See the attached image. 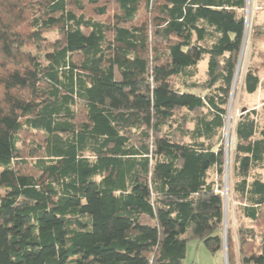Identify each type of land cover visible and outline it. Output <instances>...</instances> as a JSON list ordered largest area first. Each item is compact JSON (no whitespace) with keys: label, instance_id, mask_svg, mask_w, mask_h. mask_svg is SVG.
Returning <instances> with one entry per match:
<instances>
[{"label":"trees","instance_id":"1","mask_svg":"<svg viewBox=\"0 0 264 264\" xmlns=\"http://www.w3.org/2000/svg\"><path fill=\"white\" fill-rule=\"evenodd\" d=\"M245 6L0 0V264H182L191 240L264 264L255 108L234 127L226 225L221 193ZM249 38L253 95L264 20ZM205 56L204 81H189Z\"/></svg>","mask_w":264,"mask_h":264},{"label":"rangeland","instance_id":"2","mask_svg":"<svg viewBox=\"0 0 264 264\" xmlns=\"http://www.w3.org/2000/svg\"><path fill=\"white\" fill-rule=\"evenodd\" d=\"M244 18L247 19V29H246V39L244 42V48L242 51L240 64L238 72L236 75L234 89L232 92V97L230 104H228L229 113L226 116L225 126L223 129V139L225 146V163H224V174L223 182L221 185V193L226 195V207H229L230 211L233 213L234 202L232 200V170L234 163V152L236 137L234 133L235 123L240 118L241 114H245L255 108V117L260 125H264V82L262 81L256 92L253 95H247L241 90V84L243 75L246 69L251 65L252 59L250 51V33L254 22L264 20V0H246V6L243 10ZM49 39H54L55 33H49L47 35ZM207 57H203L196 67L194 68V75L189 81L202 82L204 81L206 75ZM260 79L264 78V68H260L258 72ZM181 78H175L173 81L175 85H179ZM194 92H197L193 90ZM255 173L260 174L264 179V168L257 169ZM212 176L215 178L214 174ZM226 185V186H225ZM225 188V190H224ZM224 196V195H223ZM200 243L199 241H193L190 244Z\"/></svg>","mask_w":264,"mask_h":264},{"label":"crops","instance_id":"3","mask_svg":"<svg viewBox=\"0 0 264 264\" xmlns=\"http://www.w3.org/2000/svg\"><path fill=\"white\" fill-rule=\"evenodd\" d=\"M193 241L197 240H191L187 243L185 258L182 264H226L224 250L211 253L202 242V244H190Z\"/></svg>","mask_w":264,"mask_h":264},{"label":"water","instance_id":"4","mask_svg":"<svg viewBox=\"0 0 264 264\" xmlns=\"http://www.w3.org/2000/svg\"><path fill=\"white\" fill-rule=\"evenodd\" d=\"M246 29H247V19L245 18V35H244V40H243V44L241 46V51H240V54H239V58H238V62H237V66H236V70H235V74H234V80H233V85H232V89H231V93H230V97H229V104H230V101H231V97H232V92H233V88H234V83H235V79H236V75H237V72H238V68H239V64H240V59H241V55H242V51H243V48H244V42H245V39H246ZM229 113V108L227 110V115ZM226 186V185H225ZM225 190V188H224ZM224 202H225V223L224 225H226V195H225V192H224ZM224 252H225V247L223 248ZM225 256H226V252H225Z\"/></svg>","mask_w":264,"mask_h":264}]
</instances>
